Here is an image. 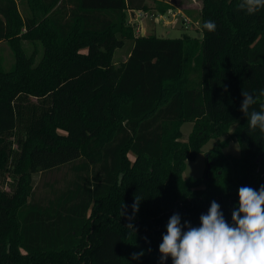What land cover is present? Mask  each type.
I'll use <instances>...</instances> for the list:
<instances>
[{
  "label": "trees",
  "instance_id": "trees-1",
  "mask_svg": "<svg viewBox=\"0 0 264 264\" xmlns=\"http://www.w3.org/2000/svg\"><path fill=\"white\" fill-rule=\"evenodd\" d=\"M26 1L31 15L0 0V42L14 57L6 70L0 55V264H161L172 214L199 226L215 200L231 224L239 188L264 185V133H249L240 110L242 89H264V9L200 0V38L160 37L128 24L147 0ZM211 139L204 176L184 177ZM230 140L239 154L223 151ZM62 165L72 179L36 202L33 174ZM135 194L136 232L126 227Z\"/></svg>",
  "mask_w": 264,
  "mask_h": 264
},
{
  "label": "clouds",
  "instance_id": "clouds-1",
  "mask_svg": "<svg viewBox=\"0 0 264 264\" xmlns=\"http://www.w3.org/2000/svg\"><path fill=\"white\" fill-rule=\"evenodd\" d=\"M238 8L254 14L264 9V0H239ZM203 28L214 32L217 25L215 21L207 20L203 22ZM241 95L240 110L247 118L249 133L257 129L264 133V103L260 102L264 89L258 95L242 89ZM258 103L260 110L254 107ZM238 195V206L232 211L231 224L215 200L207 213L200 215L199 226H192L188 220L182 222L179 213L172 214L159 245L161 264H166L169 256L172 264H264V185L258 190L241 186ZM142 199L141 195L135 194L132 215L127 217L130 222L126 227L135 232L137 228L132 221L139 212ZM127 208L124 203L121 216L127 215ZM143 255V250L133 253L132 259L139 260Z\"/></svg>",
  "mask_w": 264,
  "mask_h": 264
},
{
  "label": "rangeland",
  "instance_id": "rangeland-1",
  "mask_svg": "<svg viewBox=\"0 0 264 264\" xmlns=\"http://www.w3.org/2000/svg\"><path fill=\"white\" fill-rule=\"evenodd\" d=\"M17 2L23 15L32 14L31 8L26 0H17ZM166 3L170 4L171 8L160 16L158 7ZM147 4L149 5L148 10H135L134 12L130 11L128 13V24L134 29L135 35L144 33L145 35L156 34L160 37H180L186 33L198 38L202 36L200 28V0H147ZM176 7H181L182 13L177 12ZM25 47L28 52H31L33 49V45L29 42H25ZM131 47L132 40H127L124 46L118 48L114 55L115 62L119 63L125 60ZM0 55L2 57L3 68L6 70L10 69L14 64V57L6 41L0 42ZM192 127V122H185L183 124V141L188 140ZM228 134L222 136L219 140H223ZM217 143V140L211 139L203 146L202 152L194 161H187V166L183 173L184 177L204 176L208 170L207 154L215 148ZM223 151L226 154H239V143L235 140H230ZM73 176L74 173L70 171V165H62L58 168L34 173L33 199L36 202L41 201L44 204L47 203L55 197L60 189L66 187Z\"/></svg>",
  "mask_w": 264,
  "mask_h": 264
},
{
  "label": "crops",
  "instance_id": "crops-1",
  "mask_svg": "<svg viewBox=\"0 0 264 264\" xmlns=\"http://www.w3.org/2000/svg\"><path fill=\"white\" fill-rule=\"evenodd\" d=\"M168 2V1H167ZM170 3V2H169ZM177 12L182 13V8L181 7H176ZM134 12V11H131ZM186 15V14H185ZM141 35H145L144 33H141Z\"/></svg>",
  "mask_w": 264,
  "mask_h": 264
},
{
  "label": "built area",
  "instance_id": "built-area-1",
  "mask_svg": "<svg viewBox=\"0 0 264 264\" xmlns=\"http://www.w3.org/2000/svg\"><path fill=\"white\" fill-rule=\"evenodd\" d=\"M160 16H161V14H160Z\"/></svg>",
  "mask_w": 264,
  "mask_h": 264
}]
</instances>
